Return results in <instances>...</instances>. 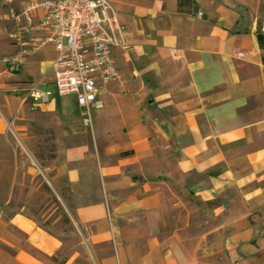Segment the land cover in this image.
Masks as SVG:
<instances>
[{"label":"crops","instance_id":"1","mask_svg":"<svg viewBox=\"0 0 264 264\" xmlns=\"http://www.w3.org/2000/svg\"><path fill=\"white\" fill-rule=\"evenodd\" d=\"M110 1L126 44L89 126L0 62V264H264V0ZM44 183L67 230L25 212Z\"/></svg>","mask_w":264,"mask_h":264},{"label":"built area","instance_id":"2","mask_svg":"<svg viewBox=\"0 0 264 264\" xmlns=\"http://www.w3.org/2000/svg\"><path fill=\"white\" fill-rule=\"evenodd\" d=\"M19 6V32L30 33L31 51L49 46L55 52L53 79L26 89L29 109L49 101L53 91L42 86L51 84L55 95L75 96L82 123L89 126L91 111L102 105L106 84L118 78L113 50L126 44L114 6L110 0H21ZM2 62L9 72L19 63L15 57H4Z\"/></svg>","mask_w":264,"mask_h":264},{"label":"rangeland","instance_id":"3","mask_svg":"<svg viewBox=\"0 0 264 264\" xmlns=\"http://www.w3.org/2000/svg\"><path fill=\"white\" fill-rule=\"evenodd\" d=\"M20 1L21 0H0V43L8 46V48L6 49H9H0V62H2V59L4 57H15L16 59H18L19 63L17 64L16 69L12 72H18L21 69L20 72L22 74L29 75L28 77L27 75L23 77L25 79L24 84L29 86L31 83H36L43 79L46 80L47 77L42 76V78H40L39 80H35L31 75L32 73H34L35 67L27 66L24 64L31 62L35 55H37L38 57L40 56L42 58L49 59L54 57V53L53 50L48 46L39 50L40 52L31 51L30 47L32 41L30 40V33H26L24 31L19 32L21 23L16 20V16L20 13ZM11 33L19 34L16 38H11ZM24 51L28 52V54L23 53ZM4 66V68H6L5 64ZM50 77L53 78V72L52 74H50ZM42 87L53 91V95H55L53 85L48 84ZM16 144L22 155L26 157L28 151L25 147H23L24 144L20 142ZM50 145V143L42 142L39 140L32 141V149L39 162L44 163L45 160L49 157L50 151L52 149ZM29 156L30 157L28 159V163L30 165L37 164V161H35L36 159H34L33 155L30 154ZM54 199L55 197L51 193L50 188L46 183H44L40 186V188H38V190L36 189L31 191L28 195L27 201H24V203L26 204L25 212H27L36 221H38L39 224L43 226H50L51 231L67 230L69 228V225L66 216L63 214V208L60 202L53 201ZM48 209H54L53 214L50 216L44 214V211ZM56 216L59 217L56 222H53Z\"/></svg>","mask_w":264,"mask_h":264}]
</instances>
